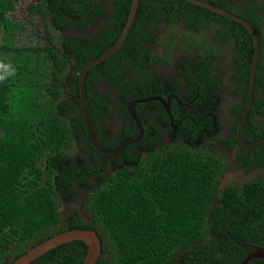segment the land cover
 Masks as SVG:
<instances>
[{
	"label": "trees",
	"instance_id": "16d2710c",
	"mask_svg": "<svg viewBox=\"0 0 264 264\" xmlns=\"http://www.w3.org/2000/svg\"><path fill=\"white\" fill-rule=\"evenodd\" d=\"M17 1L0 0V56L9 55V69L15 68L13 75L0 81V264H10L25 248L67 228L95 230L101 247L94 264H238L253 245L264 252V181L229 183L218 190L225 160L210 146L195 145L203 128L212 126L205 113L216 96L207 94L217 90L218 94L221 86L219 73L211 68L214 49L203 43L190 58L193 64L188 57L182 59L181 75L198 94L200 107L207 101L211 107L180 117L172 108L170 114L161 109L159 115L166 122L169 115L173 122L180 120L174 141L158 149L149 147L136 163L107 172L97 186L85 184L88 219L76 211L61 218L56 198L89 177L86 167L101 177L99 169L107 162L100 163L103 154L91 144L78 113L77 71L116 42L131 0H94L92 8V0H32L26 11L40 17L44 34L43 43L34 45L13 43L19 26L7 13ZM203 1L246 19L258 33L251 105L241 132L244 142H257L264 138V125L255 121L264 110L259 93L264 87L260 72L264 0ZM173 20L182 21L193 33L214 27L211 38L232 46L230 77L238 103L229 108L234 118L232 137L222 144L229 147L236 142L253 54L248 30L186 0H138L122 45L84 75L85 112L101 146L114 147L138 133L126 104L159 92L161 81L152 64L161 58L150 46L157 42L158 25L169 27ZM186 37L169 34L167 40ZM4 71L1 66L0 73ZM171 82L178 90L179 80ZM150 101L132 106L139 120L138 107L154 104ZM106 117H126L130 123L112 131L102 124ZM133 143L120 154L129 155ZM74 144L90 160L80 165L68 162L66 154ZM237 148L243 167L264 162V143ZM86 252L83 241H66L27 264H81ZM245 264H264V258L251 257Z\"/></svg>",
	"mask_w": 264,
	"mask_h": 264
},
{
	"label": "rangeland",
	"instance_id": "374dc122",
	"mask_svg": "<svg viewBox=\"0 0 264 264\" xmlns=\"http://www.w3.org/2000/svg\"><path fill=\"white\" fill-rule=\"evenodd\" d=\"M32 0H18L12 11L8 12L12 22L17 23L19 28L13 32V43L15 45L21 44H42L44 41V34L42 31L41 20L38 15L29 14L26 11V5ZM262 24L261 33L264 39V15L261 14ZM158 39L157 42L150 46L153 53L156 52L161 59H156L152 64L154 68L157 79L162 80L163 76L169 78H175V69L178 63L182 59V55L187 57L192 55L194 52L201 51L202 45H211L214 52L216 53L214 70L221 75V86L219 89V95L216 96L217 100L211 107L210 111L213 113L215 118V125L217 127L216 132L210 134H202L197 145L200 146H210L218 152H224L226 169L219 176L217 182V189H221L225 184L240 185L243 182L251 179H258L264 181V162L261 165H255L250 168H245L239 161L240 152L236 145H233L230 152H226L224 145L221 143L232 136V125L234 123L233 116L229 113V108L236 103L238 99L233 95L234 82L231 80V60L233 55L232 46L229 43H221L214 41L211 36L214 32V27L204 29L198 33H193L188 30L182 21L173 20L169 27L160 24L158 25ZM55 35H58V31L53 30ZM188 34L189 37L184 39L175 40V42L170 43L167 40L169 34H175L176 37L180 34ZM2 38L0 37V42ZM195 41L190 46V43ZM197 42V43H196ZM168 48H164V44H169ZM203 43V44H202ZM189 58V57H188ZM190 59V58H189ZM4 64H9V55L0 56V67ZM260 64L262 65L261 74L264 76V47L262 49V56L260 59ZM102 86H100L101 88ZM261 98L264 100V87L259 90ZM124 120H126L124 118ZM255 121L258 125H264V110L261 114L256 115ZM104 126H108L110 130L117 131L120 125V119L117 117H106L102 120ZM175 128L173 129V131ZM171 130L166 132L161 141L165 139H171ZM214 138V139H213ZM80 141V140H79ZM166 142V141H165ZM164 142V143H165ZM264 155V152H261ZM84 157L77 144L66 154V160L70 163H75L78 158ZM113 166L105 168V173L113 170ZM91 177L84 179V184H78V187L71 190L68 194H63L56 198L58 205V210L60 212L61 218H64L71 211H76L78 215L83 219H88V210L86 205V193L85 184L92 182ZM91 187V186H90ZM88 187V188H90Z\"/></svg>",
	"mask_w": 264,
	"mask_h": 264
},
{
	"label": "water",
	"instance_id": "95a60500",
	"mask_svg": "<svg viewBox=\"0 0 264 264\" xmlns=\"http://www.w3.org/2000/svg\"><path fill=\"white\" fill-rule=\"evenodd\" d=\"M186 1L199 5L208 10H211L229 19L235 20L238 23H241L248 30L252 38L253 54H252V59H251L250 66H249V78H248V86H247V91H246V102L238 117L236 142L238 145H240L243 148L253 149L256 146L263 144L264 138H262L261 140L257 142L246 143L242 140L241 132H242V124H243L244 117L251 105L252 91H253V86H254V75H255V69H256V65L258 61V54H259L258 33L246 19L226 9H223L219 6L213 5L203 0H186ZM93 3H94V0L91 1V8L93 7ZM137 4H138V0H131L127 20L116 42L113 45H111L109 48H107L105 51H103L97 57L92 58L88 60L87 62H85L80 67V69L77 71V75H78L77 82H78L79 91L74 97L78 100V103H79L78 113L82 119L86 135L88 139L90 140L91 144L93 145V147L98 152L106 156H109V157H114L116 153L120 151L123 147H125L129 143H133L137 141L142 135L141 123L132 109V105L134 103H140V102H145L151 99H157L160 102H162L165 110L167 111L169 110V100H167L164 103L163 99L158 96H149V97L135 98V99L129 100L128 103L126 104V111L134 120L137 126L138 133L135 137L128 138L124 140L123 142H121L120 144L114 147H110V148H105L97 142L92 132V129L90 127V124L88 122L87 114L85 112V105H84V99H85L84 75H85V72L88 67L106 59L111 53H113L116 49H118L122 45L123 41L125 40L126 34L132 24ZM71 240H81L87 245V252L81 264H94L98 256L100 255V247H101L100 240L94 229H84V228H73V229L67 228L63 231L59 230L57 233L51 235L50 237H47L43 239L42 241L25 248L24 252L21 253L19 256H17L10 264H27L32 259L39 256L40 254L47 251L48 249L60 243L71 241ZM252 247H253V251L249 253L247 256H245L238 264H245L251 257L264 258V252L262 249L254 245Z\"/></svg>",
	"mask_w": 264,
	"mask_h": 264
},
{
	"label": "flooded vegetation",
	"instance_id": "af4514ba",
	"mask_svg": "<svg viewBox=\"0 0 264 264\" xmlns=\"http://www.w3.org/2000/svg\"><path fill=\"white\" fill-rule=\"evenodd\" d=\"M198 53L199 52H194L192 55H190L188 57L189 58L195 57ZM212 56H213V61H212L211 68L214 70V64H215V58H216V53L214 51L212 52ZM186 57H187L186 55H182V59H184ZM182 59L178 63V65L174 71L175 78L171 79L169 77L163 76L162 80L160 82V90H159V92L156 91L157 94L154 95V96H158V97L162 98L164 103L167 100H169V110L168 111L165 110L162 102H160L157 99H151L152 101H150V102H154V104H152L150 106L138 107L137 111H138V114H139V117L141 120L140 123L142 125L141 137L137 141H135L133 144H131V147L128 148L129 155H125V154L121 155L120 154L121 150L124 147L120 151H118L114 157H109V156H106L103 154V157L101 158L100 163L102 164L103 161H105V160L107 162L105 164L104 169H102L101 167L99 169L100 172L102 173L101 177L95 175V172L93 170H91L89 167L84 168V169L90 170L89 177L92 178V181H91L92 183L90 184L91 187H92V185L97 186L98 182L104 181V179H105L104 176L106 174L104 171L105 168H107L109 166H113L115 169V168L119 167L120 165H129L132 163H136L134 160L138 161L140 159V156L146 155L148 153L149 147L153 148V149H158L160 146H164L166 144H171L174 141V139H175L174 133L177 130V125L180 122V120H178L177 122H173L172 117L169 115L168 122H166L164 120V116L162 117V115H159V113H161V109H163L164 112L170 114V110L172 108L175 116L180 117V116H188V115L192 116V114H194L196 112H200V111L202 112L206 107H208V108L211 107V105L208 106V104H207V103H209V101H207L205 104H203L202 105L203 107H200L199 102L197 101V98H198L197 95L198 94L194 93V89L190 88V86H191V85H189L190 83L185 82V80H183L182 75H181V71H182L181 69L182 68L180 66ZM191 60L192 59H190V62L193 64V60L192 61ZM232 69L233 68H232V62H231V74H232ZM153 70H154V68H153ZM219 77H221V75ZM174 79L179 80V85H176L178 87V90L174 89L175 84H173L171 82V81H174ZM217 91L216 92L211 91L210 94H207V95H210V96L217 95ZM173 100H174V102H172ZM216 100H217V98H216ZM135 104H137V103H134L132 106H134ZM132 109H133V107H132ZM210 109H208L207 113H205V114H208L207 116H209L212 126L203 128V130H202L203 132H201V135L214 133L217 130V127L215 126V118H214L213 113L210 111ZM127 115L129 116V118H131V120H133L132 117L128 113H127ZM124 118L126 120H124ZM119 119H120V124H122L123 126L126 125L127 123L128 124L130 123V120L126 117H122V118L119 117ZM167 125H172V126H171V128H168ZM119 128H120V126H118L117 129H119ZM174 128H175V130L173 131ZM170 130H171V134H172L170 137L171 139H165L162 142L161 138H164L163 135ZM109 136H110V134H109ZM135 136H133V137H135ZM200 136L198 137L197 141L195 142V145H197L199 143ZM222 143H221V145H222ZM234 145L238 146L237 142H235ZM232 147H233V145L229 146V147L225 146L224 149L226 152L227 151L230 152L232 150ZM219 154L223 157V159H225L224 152H219ZM82 155L84 157L78 158L76 160L75 163L77 165H80L81 162H83L85 160L86 161L90 160L89 158L86 157V155H84V154H82ZM225 169H226V167H225ZM86 197H87V193H86ZM86 197H85V200H86ZM70 213H68L67 215H69ZM67 215L65 217H67ZM6 259H9V258L7 257Z\"/></svg>",
	"mask_w": 264,
	"mask_h": 264
},
{
	"label": "clouds",
	"instance_id": "9594fccd",
	"mask_svg": "<svg viewBox=\"0 0 264 264\" xmlns=\"http://www.w3.org/2000/svg\"><path fill=\"white\" fill-rule=\"evenodd\" d=\"M3 68L5 69V71L3 73H0V81H5L9 76L15 73V68L9 69V65L7 64H4Z\"/></svg>",
	"mask_w": 264,
	"mask_h": 264
}]
</instances>
